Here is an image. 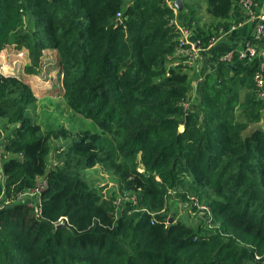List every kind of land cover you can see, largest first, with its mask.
Instances as JSON below:
<instances>
[{
	"label": "trees",
	"instance_id": "16d2710c",
	"mask_svg": "<svg viewBox=\"0 0 264 264\" xmlns=\"http://www.w3.org/2000/svg\"><path fill=\"white\" fill-rule=\"evenodd\" d=\"M171 1L0 0V53L26 50L34 74L56 51L61 97L95 130L45 132L32 87L0 71V264H264L263 62L219 60L188 106L178 23L206 49L239 0H205L218 23L203 27V0H182L179 19ZM97 167L141 210L116 211ZM173 196L211 223L176 220Z\"/></svg>",
	"mask_w": 264,
	"mask_h": 264
},
{
	"label": "rangeland",
	"instance_id": "374dc122",
	"mask_svg": "<svg viewBox=\"0 0 264 264\" xmlns=\"http://www.w3.org/2000/svg\"><path fill=\"white\" fill-rule=\"evenodd\" d=\"M201 12L204 18V22H207L210 17L205 12V0L202 1ZM195 31L191 32V36H194ZM172 65H175L174 63ZM31 66L29 53L26 50H18L16 45L7 46L0 53V71L6 76H16L25 80L33 89L35 95L38 98L36 107V121L47 132L51 128H63L65 130L72 131H95L92 129V123L90 120L83 118L77 113L73 112L62 99V85L60 79V61L57 52L54 50H45L43 57L40 61L38 68L34 74H28L27 69ZM193 70H196V66ZM192 83L194 77L192 70H189ZM193 88V86H192ZM193 90V89H192ZM193 97L194 93L191 94ZM188 106H191L190 104ZM255 128L263 127L264 120ZM3 137L7 134L3 130ZM96 133V132H94ZM0 139V150L2 151L3 143ZM52 164L55 163V158L51 159ZM90 181L95 183L97 189L100 190L101 194L106 197L119 196L118 187L114 180L104 173L99 167L93 170H88ZM131 207L138 208L137 211L141 210L138 206V199L131 195ZM25 202L36 201L37 197L27 195L23 197ZM128 195L125 197L119 196L116 202V211L120 209L122 205L128 203ZM174 205L173 210L176 212V220H181L183 223H190L192 225L201 224L204 222H210L212 216L210 213H206L199 208L195 209V206H191L190 203L183 204L178 201L174 196L170 199ZM177 201V202H176ZM173 222V217H171ZM211 223V222H210Z\"/></svg>",
	"mask_w": 264,
	"mask_h": 264
},
{
	"label": "crops",
	"instance_id": "0c3cea01",
	"mask_svg": "<svg viewBox=\"0 0 264 264\" xmlns=\"http://www.w3.org/2000/svg\"><path fill=\"white\" fill-rule=\"evenodd\" d=\"M258 2L260 6H264V0H258ZM174 3L176 2H169L170 5L175 6ZM175 9L177 17H180L179 12H182L184 8L182 11L178 8ZM200 15L202 16V13H200ZM210 19L211 20L204 22L203 18L200 26L203 27L207 24L212 25L218 23V21H215L212 18ZM178 21L180 22V20ZM222 23H227L229 25V29H221L216 31L214 33V38L206 49L200 47L199 41L197 39V41L193 39L196 37V33H194V36H191V41L198 42V47L200 50L199 60L196 64V70H192V75L194 77L192 83L193 90L189 96V104L192 106L196 105L198 92L205 76L215 72L216 65L223 56L229 52L241 50L246 46V43L252 38L257 20L250 16V14L239 5V2H236L232 8L229 19L222 21ZM178 26L183 27L181 22L178 23ZM257 47L259 51V59L262 60V64H264V39L257 44ZM192 93H194L193 97H191Z\"/></svg>",
	"mask_w": 264,
	"mask_h": 264
},
{
	"label": "built area",
	"instance_id": "2783aa9c",
	"mask_svg": "<svg viewBox=\"0 0 264 264\" xmlns=\"http://www.w3.org/2000/svg\"><path fill=\"white\" fill-rule=\"evenodd\" d=\"M238 2L239 5L250 14V16H252L257 20L256 27L252 35V38L246 43V46L243 49L238 50L236 52H229L228 54L223 56L221 60L232 61L235 55H237L239 60L250 62L255 58H259V51L257 44L264 39V6H260L258 0H239ZM118 17H121V13L118 14ZM180 28L182 31V36L180 38V44L177 48V55L180 57H185L186 66L189 67L190 69H194L199 60L200 50L198 47V42L191 41L192 31H189L183 27ZM177 63L179 62H176V64ZM255 81L257 86L261 89L258 96L260 99L264 101V64H261L259 71L256 73ZM2 154H3V148L2 151L0 150V159L2 157ZM45 185L46 183L43 182L41 185L37 187V189L23 194L22 198L27 195L36 196L38 198V196H40L41 188H44ZM127 195H128L127 201L133 203L130 199L132 198L131 195L130 194ZM134 198L136 197L134 196ZM192 201H194V205L196 207L198 206L197 208H199L200 210L206 213H210V210L208 208L200 207L195 199H192Z\"/></svg>",
	"mask_w": 264,
	"mask_h": 264
},
{
	"label": "water",
	"instance_id": "95a60500",
	"mask_svg": "<svg viewBox=\"0 0 264 264\" xmlns=\"http://www.w3.org/2000/svg\"><path fill=\"white\" fill-rule=\"evenodd\" d=\"M175 7L178 8L179 10H183L184 8V5H183V1L182 0H178L176 3H175ZM180 132H184L185 130V127L183 125L180 126L179 128ZM170 223H172V220H170ZM59 226H64V225H59Z\"/></svg>",
	"mask_w": 264,
	"mask_h": 264
}]
</instances>
